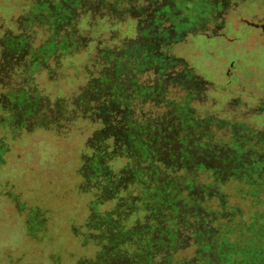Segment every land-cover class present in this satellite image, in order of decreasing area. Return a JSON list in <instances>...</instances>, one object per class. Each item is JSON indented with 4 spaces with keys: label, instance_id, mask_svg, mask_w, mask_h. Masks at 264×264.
Here are the masks:
<instances>
[{
    "label": "rangeland",
    "instance_id": "1",
    "mask_svg": "<svg viewBox=\"0 0 264 264\" xmlns=\"http://www.w3.org/2000/svg\"><path fill=\"white\" fill-rule=\"evenodd\" d=\"M104 101L157 145L128 146L136 161L181 155V204L196 162L264 167V0H0V264L143 261L135 217L111 236L94 185L123 160L98 135ZM188 202L181 222L214 214Z\"/></svg>",
    "mask_w": 264,
    "mask_h": 264
},
{
    "label": "trees",
    "instance_id": "2",
    "mask_svg": "<svg viewBox=\"0 0 264 264\" xmlns=\"http://www.w3.org/2000/svg\"><path fill=\"white\" fill-rule=\"evenodd\" d=\"M139 32L137 41L142 38ZM126 108V104L119 103L112 107L108 101L95 108L100 124L98 135L103 136V144L111 146L112 152L120 147L123 150L119 155L123 159L120 169L114 173L108 167L98 174L94 184L102 189L100 205L112 203L109 216L119 215L118 227L110 228L109 234L126 228L122 220L133 215L135 226L125 239L139 248L137 257L143 258L140 264H157L158 257L165 258L166 264H264L261 163L244 162L238 150H234L229 168L196 162L193 169L201 175L194 178L202 186L186 178L182 186L189 188L185 190L188 195L184 201L190 198L187 205L194 202L206 213L213 205L214 214L205 218L187 212L191 219L185 216L181 222V205H186L183 198L181 204V170L187 167H181V155L177 153L166 159L161 152L147 150L148 154L144 155L149 160L136 161L134 151L128 146L157 145L137 137L138 128L125 113ZM191 247H195L194 255L181 263V253L186 254Z\"/></svg>",
    "mask_w": 264,
    "mask_h": 264
}]
</instances>
